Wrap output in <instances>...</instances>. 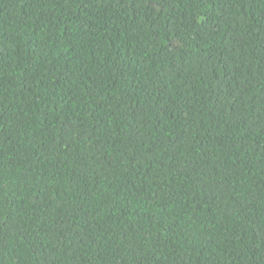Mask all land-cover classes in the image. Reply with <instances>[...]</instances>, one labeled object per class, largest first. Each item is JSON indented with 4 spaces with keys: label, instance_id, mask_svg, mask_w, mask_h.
Segmentation results:
<instances>
[{
    "label": "trees",
    "instance_id": "16d2710c",
    "mask_svg": "<svg viewBox=\"0 0 264 264\" xmlns=\"http://www.w3.org/2000/svg\"><path fill=\"white\" fill-rule=\"evenodd\" d=\"M0 264H264V0H0Z\"/></svg>",
    "mask_w": 264,
    "mask_h": 264
}]
</instances>
